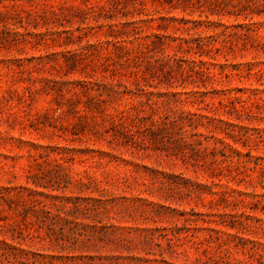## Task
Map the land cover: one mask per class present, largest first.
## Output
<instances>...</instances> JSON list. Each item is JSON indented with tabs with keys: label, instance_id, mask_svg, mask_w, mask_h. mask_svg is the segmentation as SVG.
Returning a JSON list of instances; mask_svg holds the SVG:
<instances>
[{
	"label": "rangeland",
	"instance_id": "374dc122",
	"mask_svg": "<svg viewBox=\"0 0 264 264\" xmlns=\"http://www.w3.org/2000/svg\"><path fill=\"white\" fill-rule=\"evenodd\" d=\"M115 1L0 0V264H264V0Z\"/></svg>",
	"mask_w": 264,
	"mask_h": 264
},
{
	"label": "trees",
	"instance_id": "16d2710c",
	"mask_svg": "<svg viewBox=\"0 0 264 264\" xmlns=\"http://www.w3.org/2000/svg\"><path fill=\"white\" fill-rule=\"evenodd\" d=\"M189 1H190V0H176V3H183V4H184L185 2H189ZM205 1H207V0H205ZM119 5H120L119 1L116 0L115 3H114V5H113V9H119V8H120ZM226 5H227V3L225 2V0H209V1H208V9H210V10H211V9H218L219 12H220V11L223 10V8H224ZM231 6H232L233 9L239 7V1L236 2V3L231 4ZM169 19L174 20L175 17H174V16H170ZM135 28H136V27H135ZM109 29H110V31H112V32H113V31H120L118 25H115V26L109 25ZM121 34H123V32H122ZM154 35H155V37H159L160 44H164V43H165L164 40L166 39V36H164V35L157 36L156 33H155ZM228 35H231V33H228ZM211 39H213V38L211 37ZM211 39H210V40H205V41H203V39H196V42L198 43L199 47L202 48L203 50H205L206 47H208V50H211V49L217 50L218 47H216L214 44H212ZM187 42H188V41H187ZM153 43H155V42H153ZM113 44H116V43H113ZM140 46H143V48H145V49L147 48V49H148V44L145 43V42L140 43ZM127 54H128V53H127ZM116 55L120 57V54L118 55V54L116 53ZM172 56H174V55H170L169 58L172 57ZM200 61H201V62H200L201 66H202V65H206V63H205L204 60H200ZM151 65H152V64H151ZM197 65H198V64H197ZM201 66H200V67H201ZM206 69H208V71L210 72L209 67H206ZM200 71L202 72L203 69H200ZM82 83H83L82 85H83L85 88H87V89H90V87L92 88V86L88 85L87 83H84V82H82ZM120 112H121V111H120ZM104 115H105V113H104ZM114 116H117V115H110V114H108V115H106L105 117L112 119V118H114Z\"/></svg>",
	"mask_w": 264,
	"mask_h": 264
}]
</instances>
